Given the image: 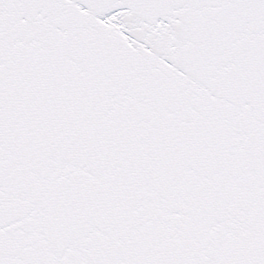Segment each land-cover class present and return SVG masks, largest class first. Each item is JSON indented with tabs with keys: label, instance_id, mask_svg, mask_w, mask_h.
I'll return each instance as SVG.
<instances>
[{
	"label": "snow or ice",
	"instance_id": "1",
	"mask_svg": "<svg viewBox=\"0 0 264 264\" xmlns=\"http://www.w3.org/2000/svg\"><path fill=\"white\" fill-rule=\"evenodd\" d=\"M0 264H264V0H0Z\"/></svg>",
	"mask_w": 264,
	"mask_h": 264
}]
</instances>
